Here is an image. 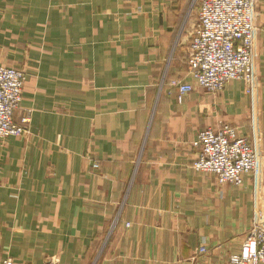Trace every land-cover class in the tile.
I'll return each instance as SVG.
<instances>
[{"label":"crops","instance_id":"obj_1","mask_svg":"<svg viewBox=\"0 0 264 264\" xmlns=\"http://www.w3.org/2000/svg\"><path fill=\"white\" fill-rule=\"evenodd\" d=\"M257 2L254 93L210 94L188 63L193 0H0V63L27 75L15 120L32 110L24 137L0 139V262L190 264L205 241L203 263L226 264L240 250L264 224ZM179 80L194 84L182 102ZM228 122L256 143L257 182L191 167L199 130Z\"/></svg>","mask_w":264,"mask_h":264},{"label":"built area","instance_id":"obj_2","mask_svg":"<svg viewBox=\"0 0 264 264\" xmlns=\"http://www.w3.org/2000/svg\"><path fill=\"white\" fill-rule=\"evenodd\" d=\"M175 1V0H168ZM197 22L192 34L188 63L193 80L206 93L221 92L229 81H240L253 94L255 78V34L257 0H193ZM26 72L0 63V139L24 137L29 131L31 109L16 121ZM178 100L194 89V84L174 81ZM170 93V92H169ZM192 145L197 149L191 167L216 176L219 184L241 186L250 174L254 182L261 172L260 153L254 140L240 133L232 123L208 125L199 130ZM99 163L94 162V167ZM130 224L127 223V226ZM206 242L197 248L190 264H205ZM0 264H35L6 257ZM226 264H264V224L255 218L239 251L230 254Z\"/></svg>","mask_w":264,"mask_h":264},{"label":"rangeland","instance_id":"obj_3","mask_svg":"<svg viewBox=\"0 0 264 264\" xmlns=\"http://www.w3.org/2000/svg\"><path fill=\"white\" fill-rule=\"evenodd\" d=\"M257 4H258V2H257ZM195 8H196V6H195ZM257 8V7H256ZM196 16H197V10H196ZM257 31V30H256ZM256 35V34H255ZM22 69V68H21Z\"/></svg>","mask_w":264,"mask_h":264}]
</instances>
